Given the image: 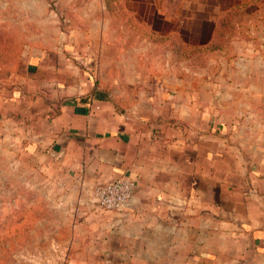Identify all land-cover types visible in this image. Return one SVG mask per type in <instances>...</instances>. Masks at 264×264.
<instances>
[{"label":"crops","instance_id":"0c3cea01","mask_svg":"<svg viewBox=\"0 0 264 264\" xmlns=\"http://www.w3.org/2000/svg\"><path fill=\"white\" fill-rule=\"evenodd\" d=\"M64 35L30 58L8 116L90 208L71 253L107 264H264V58L202 73L198 86L177 76L166 85L154 71L105 77L88 29ZM119 177L135 182L128 209L87 199Z\"/></svg>","mask_w":264,"mask_h":264},{"label":"rangeland","instance_id":"374dc122","mask_svg":"<svg viewBox=\"0 0 264 264\" xmlns=\"http://www.w3.org/2000/svg\"><path fill=\"white\" fill-rule=\"evenodd\" d=\"M76 28L88 29L105 77L154 71L166 85L177 76L198 86L202 73L264 58V0H0V264H107L71 253L90 208L74 199L57 158L31 149L8 116L30 58Z\"/></svg>","mask_w":264,"mask_h":264},{"label":"built area","instance_id":"2783aa9c","mask_svg":"<svg viewBox=\"0 0 264 264\" xmlns=\"http://www.w3.org/2000/svg\"><path fill=\"white\" fill-rule=\"evenodd\" d=\"M135 189L134 180L119 177L111 182L95 187V203L106 211H121L131 206Z\"/></svg>","mask_w":264,"mask_h":264}]
</instances>
